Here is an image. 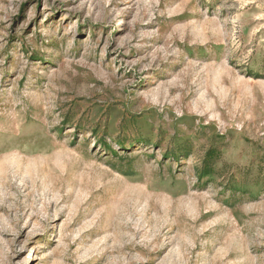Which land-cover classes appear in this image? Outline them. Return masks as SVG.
Here are the masks:
<instances>
[{
  "label": "rangeland",
  "instance_id": "rangeland-1",
  "mask_svg": "<svg viewBox=\"0 0 264 264\" xmlns=\"http://www.w3.org/2000/svg\"><path fill=\"white\" fill-rule=\"evenodd\" d=\"M0 264H264V0H0Z\"/></svg>",
  "mask_w": 264,
  "mask_h": 264
}]
</instances>
